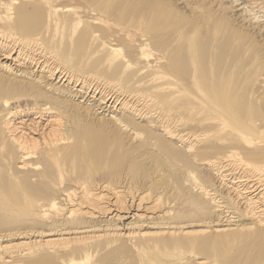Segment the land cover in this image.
Segmentation results:
<instances>
[{"label": "bare ground", "instance_id": "6f19581e", "mask_svg": "<svg viewBox=\"0 0 264 264\" xmlns=\"http://www.w3.org/2000/svg\"><path fill=\"white\" fill-rule=\"evenodd\" d=\"M0 264H264V0H0Z\"/></svg>", "mask_w": 264, "mask_h": 264}]
</instances>
